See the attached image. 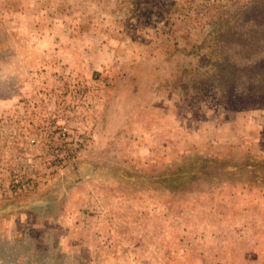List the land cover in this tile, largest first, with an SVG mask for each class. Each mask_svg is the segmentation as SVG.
<instances>
[{
    "label": "rangeland",
    "instance_id": "1",
    "mask_svg": "<svg viewBox=\"0 0 264 264\" xmlns=\"http://www.w3.org/2000/svg\"><path fill=\"white\" fill-rule=\"evenodd\" d=\"M262 58L264 0H0V264H264Z\"/></svg>",
    "mask_w": 264,
    "mask_h": 264
},
{
    "label": "trees",
    "instance_id": "2",
    "mask_svg": "<svg viewBox=\"0 0 264 264\" xmlns=\"http://www.w3.org/2000/svg\"><path fill=\"white\" fill-rule=\"evenodd\" d=\"M257 67L254 69L252 68L251 71L255 72V70L259 67H261V69L264 67V58L261 59L260 63L256 65ZM250 71V72H251ZM232 75V74H231ZM250 87V93L247 96H240L238 99L239 100H243V101H248V105H252L255 101L259 100L260 97L259 96H255L256 92H259V90L257 89V86L251 84L249 85ZM264 91V89H263ZM264 94V93H263ZM257 99V100H255ZM255 100V101H254Z\"/></svg>",
    "mask_w": 264,
    "mask_h": 264
}]
</instances>
